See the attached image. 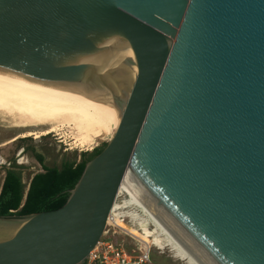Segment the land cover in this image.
<instances>
[{
    "label": "water",
    "instance_id": "water-1",
    "mask_svg": "<svg viewBox=\"0 0 264 264\" xmlns=\"http://www.w3.org/2000/svg\"><path fill=\"white\" fill-rule=\"evenodd\" d=\"M0 76L114 126L0 264H86L120 187L193 264H264V0H0Z\"/></svg>",
    "mask_w": 264,
    "mask_h": 264
},
{
    "label": "bare ground",
    "instance_id": "bare-ground-1",
    "mask_svg": "<svg viewBox=\"0 0 264 264\" xmlns=\"http://www.w3.org/2000/svg\"><path fill=\"white\" fill-rule=\"evenodd\" d=\"M0 120L9 123L17 130L40 129L39 131H27L21 136H32L35 139L55 132L60 133L62 129L67 128L71 131L73 145L79 148L89 147V150L97 139L109 136L107 141L109 142L114 134V126L106 116L90 104L3 76H0ZM16 141L17 138H13L6 144ZM119 191L125 190L120 187ZM115 202L116 200L113 206ZM134 204L137 203L134 201ZM141 211L144 213L142 209ZM147 218L149 222L141 223V228L147 229L145 235L134 229L130 232L136 234L147 245L156 246L160 254L166 253L168 249L173 258L185 264H193L148 216Z\"/></svg>",
    "mask_w": 264,
    "mask_h": 264
},
{
    "label": "rangeland",
    "instance_id": "rangeland-1",
    "mask_svg": "<svg viewBox=\"0 0 264 264\" xmlns=\"http://www.w3.org/2000/svg\"><path fill=\"white\" fill-rule=\"evenodd\" d=\"M39 130L35 128L17 130L9 123L0 120V190L5 177L4 171L9 168V162L19 167L23 184L28 185L35 174L43 172V167L32 157L33 153H38L44 158L45 167L60 168L67 161L75 160L79 162L83 154L89 155L93 153L95 149L103 147L109 139V136H102L95 141L97 144L94 143L89 150V147L79 148L74 146L71 139V131L67 128L62 129L60 133L55 132L39 139H35L32 136L21 137L27 131ZM13 138H17V141L6 144ZM150 258L155 264H185L173 258L172 253L168 249H166L164 254L153 250Z\"/></svg>",
    "mask_w": 264,
    "mask_h": 264
},
{
    "label": "trees",
    "instance_id": "trees-1",
    "mask_svg": "<svg viewBox=\"0 0 264 264\" xmlns=\"http://www.w3.org/2000/svg\"><path fill=\"white\" fill-rule=\"evenodd\" d=\"M106 144L94 150L91 154H83L79 162L67 161L58 167H43V172L35 174L29 182L26 195V185L22 182L20 172L8 170L0 190V216L29 215L53 211L61 208L79 180L87 162L96 157ZM35 159L43 164L44 158L33 154Z\"/></svg>",
    "mask_w": 264,
    "mask_h": 264
},
{
    "label": "built area",
    "instance_id": "built-area-1",
    "mask_svg": "<svg viewBox=\"0 0 264 264\" xmlns=\"http://www.w3.org/2000/svg\"><path fill=\"white\" fill-rule=\"evenodd\" d=\"M115 200L117 203L109 211L103 235L86 264H155L150 254L153 250L160 251L130 232L134 229L145 235L147 229L141 228V223L146 224L149 219L125 191H118Z\"/></svg>",
    "mask_w": 264,
    "mask_h": 264
},
{
    "label": "flooded vegetation",
    "instance_id": "flooded-vegetation-1",
    "mask_svg": "<svg viewBox=\"0 0 264 264\" xmlns=\"http://www.w3.org/2000/svg\"><path fill=\"white\" fill-rule=\"evenodd\" d=\"M34 154V153H33ZM32 154V157L35 159L34 155ZM36 160V159H35ZM37 161V160H36ZM38 162V161H37ZM44 162V161H43ZM39 163V162H38ZM40 164V163H39ZM42 167H44V163L43 164H40ZM8 166L9 168H6V170L4 171L5 172V175H6V172L8 170H14V171H17V172H20L19 170V167H16L14 166L11 162L8 163ZM20 174L22 175V173L20 172ZM22 177V176H21ZM23 182V181H22Z\"/></svg>",
    "mask_w": 264,
    "mask_h": 264
}]
</instances>
